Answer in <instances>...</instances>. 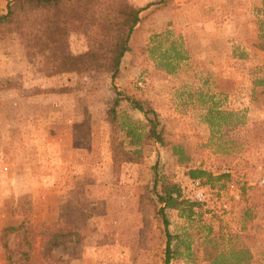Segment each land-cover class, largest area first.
Listing matches in <instances>:
<instances>
[{
    "label": "rangeland",
    "instance_id": "374dc122",
    "mask_svg": "<svg viewBox=\"0 0 264 264\" xmlns=\"http://www.w3.org/2000/svg\"><path fill=\"white\" fill-rule=\"evenodd\" d=\"M4 1L3 12L10 0ZM132 1L143 8L141 20L113 81L106 71L46 77L15 34L0 33V238L7 225L55 223L64 205H92L81 240L68 239L43 264H166L163 226L139 210L157 162L187 197L203 190L206 200L200 202L209 209L204 219L225 232L244 233L255 255L250 264H264V86L253 84L264 65V0ZM166 30L189 49L173 73L157 69L147 52L151 36ZM85 49L83 32L71 34L69 50ZM114 87L148 101L169 136L192 147L188 167L229 172L234 182L221 190L203 186L156 144L142 163L114 171L105 113ZM198 94L219 96L228 109L242 110L244 123L224 128L221 140L209 142ZM120 110L145 120L125 104ZM85 115L89 139L74 140L73 125ZM244 209L250 215L245 223ZM166 212L169 231L181 230L183 218ZM20 238L11 233L0 240V264H7L3 241L14 248Z\"/></svg>",
    "mask_w": 264,
    "mask_h": 264
},
{
    "label": "trees",
    "instance_id": "16d2710c",
    "mask_svg": "<svg viewBox=\"0 0 264 264\" xmlns=\"http://www.w3.org/2000/svg\"><path fill=\"white\" fill-rule=\"evenodd\" d=\"M142 10L132 0H10L5 12L0 14V33L15 34L27 55L39 59L37 71L46 77L106 71L113 81L125 53L131 50V38ZM81 31L86 49L72 52L69 38ZM188 50L169 30L153 34L147 46L156 68L166 73H173L188 58ZM256 71L260 74L253 79L254 87L264 86V65ZM113 91L112 104L105 111L111 126L108 142L113 170L118 171L125 163H142L155 144L168 153L172 165L188 167L193 158L192 147L169 136L148 101L115 87ZM198 99L211 143L222 139L224 128H234L245 121L242 110L228 109L219 96L198 94ZM123 104L143 113L145 120L134 119L120 110ZM72 134L77 141L89 139L87 115L73 125ZM152 168V185L140 195L139 210L161 222L166 264L173 259L190 264H250L254 260L250 245L243 239L244 233L225 232L212 219H204L209 211L204 208L205 203L187 197L171 173L158 169L157 162ZM185 174L210 189L221 190L234 182L229 172L214 173L203 167H188ZM94 208L67 204L60 209L58 222L21 220L5 226L0 240L11 233L21 236L14 248L8 246L7 240L2 243L7 264L17 261L43 264L47 253L68 239L79 242L85 234L84 223ZM167 210H175L183 218L181 230L169 231ZM242 215L245 223L250 217L249 210L244 209Z\"/></svg>",
    "mask_w": 264,
    "mask_h": 264
},
{
    "label": "built area",
    "instance_id": "2783aa9c",
    "mask_svg": "<svg viewBox=\"0 0 264 264\" xmlns=\"http://www.w3.org/2000/svg\"><path fill=\"white\" fill-rule=\"evenodd\" d=\"M261 182H264V177L261 180ZM195 199L198 200V201H205L206 200V195L203 192V190L197 189V191L195 192Z\"/></svg>",
    "mask_w": 264,
    "mask_h": 264
},
{
    "label": "crops",
    "instance_id": "0c3cea01",
    "mask_svg": "<svg viewBox=\"0 0 264 264\" xmlns=\"http://www.w3.org/2000/svg\"><path fill=\"white\" fill-rule=\"evenodd\" d=\"M6 1L0 3V7H5ZM0 12H3V10L0 8Z\"/></svg>",
    "mask_w": 264,
    "mask_h": 264
}]
</instances>
